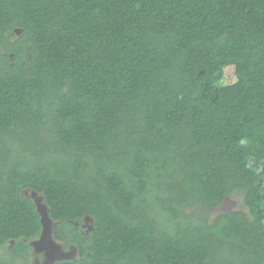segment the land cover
Listing matches in <instances>:
<instances>
[{
    "label": "trees",
    "instance_id": "obj_1",
    "mask_svg": "<svg viewBox=\"0 0 264 264\" xmlns=\"http://www.w3.org/2000/svg\"><path fill=\"white\" fill-rule=\"evenodd\" d=\"M31 193L51 264H264V0H0V264Z\"/></svg>",
    "mask_w": 264,
    "mask_h": 264
},
{
    "label": "rangeland",
    "instance_id": "obj_2",
    "mask_svg": "<svg viewBox=\"0 0 264 264\" xmlns=\"http://www.w3.org/2000/svg\"><path fill=\"white\" fill-rule=\"evenodd\" d=\"M233 80V76L227 77V82H232ZM31 196L35 198L36 203L38 204L43 228L40 236L30 242V264H51L61 258L72 259L75 257L76 251L73 246H71L69 250H65L61 245H58L52 240L51 221L47 216L46 207L42 203L40 196L35 193H31ZM235 206L236 200L226 198L222 205L216 207L210 212L211 218H214L217 214L229 212L234 209ZM85 226L88 229L91 227L90 218L85 220Z\"/></svg>",
    "mask_w": 264,
    "mask_h": 264
}]
</instances>
